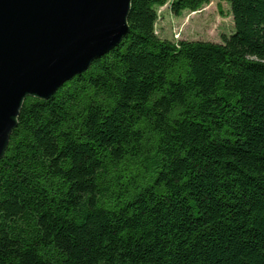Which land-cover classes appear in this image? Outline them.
Wrapping results in <instances>:
<instances>
[{"label": "trees", "instance_id": "1", "mask_svg": "<svg viewBox=\"0 0 264 264\" xmlns=\"http://www.w3.org/2000/svg\"><path fill=\"white\" fill-rule=\"evenodd\" d=\"M129 32L48 100L0 160V264H264V0L221 44ZM210 0H172L176 16Z\"/></svg>", "mask_w": 264, "mask_h": 264}, {"label": "water", "instance_id": "2", "mask_svg": "<svg viewBox=\"0 0 264 264\" xmlns=\"http://www.w3.org/2000/svg\"><path fill=\"white\" fill-rule=\"evenodd\" d=\"M132 0H0V160L27 98L48 100L117 47Z\"/></svg>", "mask_w": 264, "mask_h": 264}, {"label": "rangeland", "instance_id": "3", "mask_svg": "<svg viewBox=\"0 0 264 264\" xmlns=\"http://www.w3.org/2000/svg\"><path fill=\"white\" fill-rule=\"evenodd\" d=\"M157 8L156 34L162 40L202 41L221 44L224 36L234 32L230 0H210L198 12H184L176 16L170 11V2Z\"/></svg>", "mask_w": 264, "mask_h": 264}]
</instances>
